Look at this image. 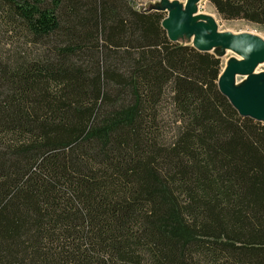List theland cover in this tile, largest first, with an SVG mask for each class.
<instances>
[{"label": "trees", "instance_id": "trees-1", "mask_svg": "<svg viewBox=\"0 0 264 264\" xmlns=\"http://www.w3.org/2000/svg\"><path fill=\"white\" fill-rule=\"evenodd\" d=\"M208 1L264 27V0ZM165 18L0 0V264H264V124Z\"/></svg>", "mask_w": 264, "mask_h": 264}, {"label": "water", "instance_id": "water-1", "mask_svg": "<svg viewBox=\"0 0 264 264\" xmlns=\"http://www.w3.org/2000/svg\"><path fill=\"white\" fill-rule=\"evenodd\" d=\"M202 0H189L186 6L165 0L161 5L141 12H165L169 18L164 20L163 27L169 39L180 44L181 40L190 37L193 48L202 53L224 48L238 56L220 73L218 86L220 92L242 117L251 118L264 124V73L255 74L264 64V39L258 35L227 33L219 35L207 21H195V9ZM171 16V17H170ZM166 21L169 23L166 25ZM212 28V29H211ZM193 35L194 37H191ZM184 45V44H181ZM244 78L237 86V78Z\"/></svg>", "mask_w": 264, "mask_h": 264}, {"label": "rangeland", "instance_id": "rangeland-1", "mask_svg": "<svg viewBox=\"0 0 264 264\" xmlns=\"http://www.w3.org/2000/svg\"><path fill=\"white\" fill-rule=\"evenodd\" d=\"M135 1V0H134ZM165 0H136L137 7L141 10H146L153 8L155 6H159L162 4V2ZM169 2H175L177 4H180L182 6H186L189 2V0H169ZM195 15L197 16L195 18V21H207L210 23V25L213 27L215 33L221 35L227 34V33H232L234 35H239V34H257L258 36H261L264 38V27H261L259 25L244 21V20H224L215 10L213 5L208 1V0H202L199 4L198 7L194 10ZM163 13V12H162ZM169 13L168 11H165V17L166 19L169 18ZM171 17V16H170ZM169 22L166 21V25ZM212 29V28H211ZM167 32V31H166ZM191 37H194L191 35ZM180 44H184L187 46H193V42L190 40V37L184 38L181 40ZM210 54L216 56L221 60V66L223 72L225 68L230 65L234 59L240 60L238 56L233 54L232 52H227L224 48H218L215 50H211ZM258 73H264V64L259 67L257 70ZM239 83L242 81H245L244 78L238 77L236 79ZM165 121L170 125L172 128L171 124V119L169 116H164ZM172 134H169V137H171Z\"/></svg>", "mask_w": 264, "mask_h": 264}, {"label": "bare ground", "instance_id": "bare-ground-1", "mask_svg": "<svg viewBox=\"0 0 264 264\" xmlns=\"http://www.w3.org/2000/svg\"><path fill=\"white\" fill-rule=\"evenodd\" d=\"M254 35H257V34H254ZM259 37H261V36H259ZM263 38V37H262ZM264 39V38H263ZM227 52H231L230 50H227ZM255 74H258V72H257V70H256V72H255ZM239 82H237V86H239Z\"/></svg>", "mask_w": 264, "mask_h": 264}, {"label": "crops", "instance_id": "crops-1", "mask_svg": "<svg viewBox=\"0 0 264 264\" xmlns=\"http://www.w3.org/2000/svg\"><path fill=\"white\" fill-rule=\"evenodd\" d=\"M136 1V0H135ZM149 1H151V0H149Z\"/></svg>", "mask_w": 264, "mask_h": 264}]
</instances>
